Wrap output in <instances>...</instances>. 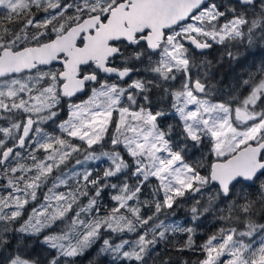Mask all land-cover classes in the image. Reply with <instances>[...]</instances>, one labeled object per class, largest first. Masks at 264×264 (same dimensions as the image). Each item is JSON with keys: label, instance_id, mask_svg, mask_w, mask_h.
<instances>
[{"label": "snow or ice", "instance_id": "snow-or-ice-1", "mask_svg": "<svg viewBox=\"0 0 264 264\" xmlns=\"http://www.w3.org/2000/svg\"><path fill=\"white\" fill-rule=\"evenodd\" d=\"M0 264H264V0H0Z\"/></svg>", "mask_w": 264, "mask_h": 264}, {"label": "trees", "instance_id": "trees-1", "mask_svg": "<svg viewBox=\"0 0 264 264\" xmlns=\"http://www.w3.org/2000/svg\"><path fill=\"white\" fill-rule=\"evenodd\" d=\"M62 118L66 119L67 118L66 114L62 113ZM48 130L51 131V128H49ZM201 156H203L206 165L211 160L215 159V157L212 156L210 153V146L205 147L204 149H202L201 152H197L195 155V158L200 159ZM29 211H30V208H29ZM182 215H183L182 213H179L178 216L174 219H179L180 217H182ZM218 227H219V225L217 224V222L214 219L209 218L208 220H206L204 222V225L202 226V228L199 230L200 231V239L198 240V242L202 243L203 240L206 239L207 236L210 235L212 232L216 231ZM187 255L191 256L190 253H188ZM193 259H195V257H193Z\"/></svg>", "mask_w": 264, "mask_h": 264}, {"label": "rangeland", "instance_id": "rangeland-1", "mask_svg": "<svg viewBox=\"0 0 264 264\" xmlns=\"http://www.w3.org/2000/svg\"><path fill=\"white\" fill-rule=\"evenodd\" d=\"M87 97H84V99H86Z\"/></svg>", "mask_w": 264, "mask_h": 264}, {"label": "flooded vegetation", "instance_id": "flooded-vegetation-1", "mask_svg": "<svg viewBox=\"0 0 264 264\" xmlns=\"http://www.w3.org/2000/svg\"><path fill=\"white\" fill-rule=\"evenodd\" d=\"M57 67H59V65H57Z\"/></svg>", "mask_w": 264, "mask_h": 264}]
</instances>
